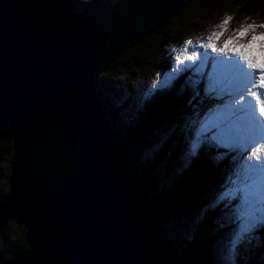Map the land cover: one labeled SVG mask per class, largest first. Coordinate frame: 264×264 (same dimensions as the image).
<instances>
[{"label": "water", "instance_id": "95a60500", "mask_svg": "<svg viewBox=\"0 0 264 264\" xmlns=\"http://www.w3.org/2000/svg\"><path fill=\"white\" fill-rule=\"evenodd\" d=\"M107 41L66 0H0V141L13 143L0 232L21 225L27 246L0 264H178L96 105Z\"/></svg>", "mask_w": 264, "mask_h": 264}, {"label": "trees", "instance_id": "16d2710c", "mask_svg": "<svg viewBox=\"0 0 264 264\" xmlns=\"http://www.w3.org/2000/svg\"><path fill=\"white\" fill-rule=\"evenodd\" d=\"M209 1L216 6L222 0H156L144 9L141 0H123L108 11L94 8L79 14L73 12L69 3L73 13L90 22L101 23L108 32V41L94 67V74L97 73L100 79L97 81L91 77L93 92L101 84L113 87L117 83L113 81L115 75L129 70L132 73L134 66L152 63L155 54L159 57L158 68L164 67L163 48H168L177 37L169 31L172 22L185 20L186 25L195 26L196 23L191 21L192 14L199 13L198 7ZM262 8L264 0H245L238 16ZM183 79L171 89L155 92L135 110L129 106L121 121L116 111L110 114L98 98L96 105L106 120L111 137L124 153V165L131 179L143 188L146 199L143 218L149 226L156 227L157 235L171 250L173 261L178 264H217L216 240L226 234L230 226L221 217L226 210L210 208L204 204V197L222 178L220 170H216L209 160L218 150L208 145L203 153L190 159L187 167L175 168L181 163L178 151L185 137V118L191 112V103L198 100L196 92H191L183 84ZM189 97H192L190 102ZM122 105L127 106V101L123 100ZM161 131L167 132L162 147L148 152L152 139ZM12 149V141H0V160L12 153ZM228 163H225V168ZM6 192H0V200ZM11 223L13 221L7 222L0 232V239L10 243L9 249L0 251V256L5 259L27 247L23 228L20 236L11 240L7 228ZM179 229L185 230L187 236L179 234ZM259 236L262 244L250 251L245 263L238 260L237 264H262L264 226Z\"/></svg>", "mask_w": 264, "mask_h": 264}, {"label": "rangeland", "instance_id": "374dc122", "mask_svg": "<svg viewBox=\"0 0 264 264\" xmlns=\"http://www.w3.org/2000/svg\"><path fill=\"white\" fill-rule=\"evenodd\" d=\"M122 1L123 0H69V3L71 4L73 12L79 14L84 10L88 11L94 8L99 11H108L117 7ZM244 2L245 0H222L216 6L213 1L205 2L203 6L198 7L200 8L199 13L192 14L191 21L196 23L195 26L186 25L185 20L173 21L169 31L173 32L177 37L176 41L168 46V48H166L167 46L163 48L162 59L164 61V67L158 68L157 60L159 57L155 54L152 63L149 64L148 62L143 66H134L132 73H130L129 70L120 75H115L113 81L117 83H114L113 87L108 85L103 86L101 84L102 86H98L97 90L94 92L96 95L95 99L98 98L101 105L104 104L106 106L105 109L107 108L110 114H113V111H116L117 116H119V121H121L124 120L122 114H126L129 106L131 107V110H135L139 105L144 104L148 99L144 98V93L152 86L154 81L158 82V80H162L166 73L172 72L177 67L182 69V71L177 74L171 87L166 89L173 88L174 84L181 81V78L184 77L183 84L188 86L191 92H196L197 94V90L193 88L189 81L200 80L197 94L198 100L191 103V112L185 118L186 122L183 127L185 137L182 140L183 143L178 151V160L181 163L177 164L175 168L180 170L184 166V157L191 140L194 139L196 132L201 127H205L204 135L208 140L201 144L197 155L194 157L203 153L208 145L210 148H216L218 151H216V153L213 152L209 160L216 170H220L219 173L222 174V178L217 186L205 193L206 195L204 199L206 202H204V204H207L212 209L219 207L225 209L226 212L222 214L221 217L224 218L226 223L230 226V230L216 240L215 261L217 264H223L224 261L223 248L225 239L238 227V213L240 211L243 193L240 192L235 196L226 197L224 199H219V197H221L223 193L228 190V187H230L227 184V181L242 161L239 160V156L241 155L240 152L230 150L226 146L219 145L213 140V138L221 132V128L212 124L209 118V112L215 106H222L229 97L217 96L214 98H208L206 96L205 88L208 76L211 75L210 69L214 62L213 55L218 53H213L210 49L198 45V42L204 38L206 40L213 31H216L223 33V35L218 38V47H222L223 41L227 40L229 37L235 38L236 43L247 44L254 34L264 32V28H257L254 31H249L247 35L243 37L237 35L236 29L242 27L244 24L264 23V8L257 12L247 11L238 16V11L242 8ZM225 17H232V20L228 25H225L223 29L218 28L217 25L222 23ZM189 39H191L193 43L187 46L188 50L185 53V56H190L192 51H196L198 55L195 60L182 58V62L177 64L176 57L180 55V50L184 48L185 42ZM168 43H170V40L167 44ZM259 43H264V38H259L256 41H253L248 50L251 55L256 57L258 63L261 62L260 64H262V61H264V52L261 51ZM156 49L158 50V46ZM221 54L223 59H225V57H230L229 54ZM237 59L240 64L243 65V68L253 71L252 69L247 68L246 62L241 61L239 57ZM202 64L203 67L200 68ZM201 72L204 73V75H200ZM93 74L94 71L92 72L91 77L93 76L98 81L100 76L97 73ZM261 91L262 94H264V90ZM235 95H239V90ZM244 95L245 100H249L250 97L247 96L246 92ZM123 100L127 101V106L124 105L125 107L122 105ZM191 100L192 97H189V102ZM110 114H108V116H110ZM103 120V122L106 121L105 118H103ZM111 120L110 117V122ZM104 124L106 125V123ZM212 127L215 129L211 130ZM166 138V131L158 132L152 139L147 151L151 152L153 150H158L162 147ZM218 156L220 157L219 159H217ZM11 160L12 153L6 155L0 160V192H6L9 189L8 178L11 171ZM225 163H228L226 168ZM262 227L263 226H258L255 228L249 234V238L239 246L235 255V264H237L238 260L245 263L250 257V251H252L253 248H258L262 244V240L259 236V231ZM7 228L10 230L11 240H14L20 236L23 227L13 222L8 225ZM177 232L182 236H187V232L183 229H179ZM9 248L10 243L0 239V251H5ZM261 262L264 264V255L261 257Z\"/></svg>", "mask_w": 264, "mask_h": 264}, {"label": "snow or ice", "instance_id": "6c2138e0", "mask_svg": "<svg viewBox=\"0 0 264 264\" xmlns=\"http://www.w3.org/2000/svg\"><path fill=\"white\" fill-rule=\"evenodd\" d=\"M231 20L232 17H225L217 27L223 29ZM257 28H264V23L244 24L236 29V33L239 37H243L249 31H254ZM222 35V32L213 31L206 38L207 43L201 46L210 49L213 53L235 55L253 70L247 72L241 65L234 64L229 60L226 63L233 65L232 73L236 77V79H232L228 76H217L214 65L213 73L208 76L205 88L208 98L229 97L222 106L212 108L209 112L212 124L221 128V132L213 140L219 145L241 153L239 160L242 163L229 177L227 184L230 187L228 190L219 197V199H224L240 192L243 193L238 213V227L225 239L223 248V264H235V255L239 246L249 238V234L255 228L264 226V94L261 91L264 90V65L258 63L248 50L253 41L264 38V32L254 34L247 44L236 43L235 38L229 37L223 41L222 47H218V38ZM192 43L191 39L185 42L184 48L180 50V55L176 57L177 64L182 62V58L196 59L198 55L196 51H192L190 56H185L188 50L187 46ZM261 51L264 52V45H262ZM219 63L225 62L220 61ZM202 67L203 64L200 68ZM180 71L182 69L177 67L172 72L166 73L162 80L154 81L152 86L145 91L144 98L151 97L159 90L170 88ZM200 75H204V73L201 72ZM189 82L198 94L200 80H190ZM238 90L239 95H235ZM245 92L251 98L247 103H245ZM204 132L205 127H201L196 132L194 139L191 140L184 157L185 167L190 163L191 157L197 155L201 144L208 140ZM219 158L218 156L217 159Z\"/></svg>", "mask_w": 264, "mask_h": 264}, {"label": "bare ground", "instance_id": "6f19581e", "mask_svg": "<svg viewBox=\"0 0 264 264\" xmlns=\"http://www.w3.org/2000/svg\"><path fill=\"white\" fill-rule=\"evenodd\" d=\"M207 42V40H205V38L203 39V40H201V41H199L198 42V45H203L204 43H206ZM262 45H264V43H259V46L260 47H262ZM251 54V53H250ZM238 57L237 56H235V55H230V57H225V59H223V56H222V54L221 53H218V54H215V55H213V65H212V67H211V69H210V73L212 74L213 73V66L215 65L216 66V75L217 76H228V77H230V78H232V79H236V77L233 75V73H232V68H233V65H231V64H228V63H226L227 61H229V60H231V61H233V63L234 64H236V63H238L239 65H241L240 64V62H239V60L237 59ZM256 58V57H255ZM257 60V59H256ZM220 61H224L225 63H219ZM257 62H258V60H257ZM261 63V62H260ZM264 63V61H262V64ZM264 65V64H263ZM242 67H243V65H241ZM245 67H246V65H245ZM248 68V67H247ZM245 69V68H244ZM247 72H252V71H250V70H247V69H245ZM249 99H251V98H249ZM248 101V100H247ZM215 107H217V106H215ZM214 107V108H215ZM257 115H258V113H257ZM214 130L215 128L214 127H212L211 128V130ZM220 133V132H219Z\"/></svg>", "mask_w": 264, "mask_h": 264}]
</instances>
